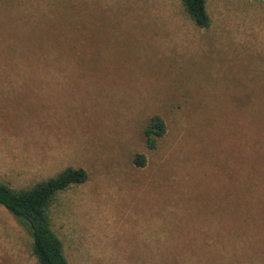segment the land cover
<instances>
[{
	"label": "rangeland",
	"instance_id": "obj_1",
	"mask_svg": "<svg viewBox=\"0 0 264 264\" xmlns=\"http://www.w3.org/2000/svg\"><path fill=\"white\" fill-rule=\"evenodd\" d=\"M207 6L0 0V179L88 171L50 208L70 264H264V0ZM0 264H37L1 204Z\"/></svg>",
	"mask_w": 264,
	"mask_h": 264
},
{
	"label": "trees",
	"instance_id": "obj_2",
	"mask_svg": "<svg viewBox=\"0 0 264 264\" xmlns=\"http://www.w3.org/2000/svg\"><path fill=\"white\" fill-rule=\"evenodd\" d=\"M187 16L200 28H208L212 18L208 11L207 0H181ZM30 62L45 65L55 62L51 54L33 53ZM46 78V71H44ZM38 78L37 76H34ZM167 131L164 118L153 116L144 129L149 148H156L159 139ZM145 164L144 155L135 159ZM89 179L88 171L83 167H67L47 179L30 186L14 188L0 179V204L9 210L24 228L32 235V254L37 264H70L65 254L64 243L54 231L51 223L50 208L59 194L69 188L85 183Z\"/></svg>",
	"mask_w": 264,
	"mask_h": 264
}]
</instances>
